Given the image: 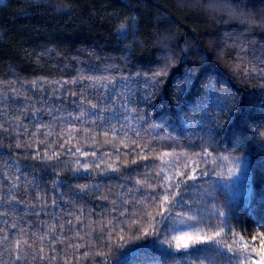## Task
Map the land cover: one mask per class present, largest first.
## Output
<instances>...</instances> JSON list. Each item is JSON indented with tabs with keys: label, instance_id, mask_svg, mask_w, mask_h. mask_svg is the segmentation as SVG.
Here are the masks:
<instances>
[{
	"label": "trees",
	"instance_id": "16d2710c",
	"mask_svg": "<svg viewBox=\"0 0 264 264\" xmlns=\"http://www.w3.org/2000/svg\"><path fill=\"white\" fill-rule=\"evenodd\" d=\"M121 25L126 35H121ZM166 64L168 74L160 77L164 82L159 95L151 107L140 104L143 119L133 120L130 125L129 136L136 138L132 130L138 131L140 137L136 139L147 148L133 150L111 136L109 143L101 136L93 142L90 139L93 132L100 131L95 125L87 139L83 132L77 131L72 145L79 141L83 151L97 152L96 157H79L81 162H102L104 167L112 163L120 166L126 175H135L132 169L144 172L145 165L152 169L153 175L160 172L161 176L167 173L174 178L177 171L186 170L185 165L187 170L196 168L198 177L206 171L208 175L200 177L187 193L194 207L203 209L204 223L216 226L201 234L211 235L223 226L221 237L216 239L227 234L231 243L235 234L238 242L235 246L241 251H245L244 245L254 247L256 251L248 248L246 254L251 261L258 262L264 237V78L259 75L264 71V0H3L0 3V101H3L0 124L9 131L0 130V184L10 187L3 179L5 172L10 178L21 175L18 182L21 187L14 190L16 195L35 202L34 184L41 185L51 198L61 194L53 189L54 178L64 180L61 191L73 196L72 189L77 183H93L73 177L70 169L76 167V157L67 152L71 145L60 147L67 139V136L61 137V130L73 120L68 113L75 115L79 108L76 104L49 98L55 85L45 81L71 80L77 76L78 69L89 66L95 70L86 72L87 75L119 78L136 72L151 74ZM250 70L252 74L247 75ZM33 80L45 91L34 89L29 83ZM13 82L18 90L15 93ZM212 88L216 89L215 94ZM227 93L238 103L233 104V111L227 113L228 118L220 121L223 126L218 128L216 120L224 113L222 105L216 103V96L224 97ZM24 96L30 99L24 100ZM41 98L46 103L42 104ZM32 105L54 111L52 115L45 110L33 116ZM23 107L29 110L21 112ZM56 108L60 110L55 111ZM16 116L20 120L14 119ZM21 122L27 132L24 127H18ZM73 122L77 128L88 127L81 121ZM41 123L47 127L37 131ZM49 130L52 134L44 135ZM17 143L22 146L17 148ZM52 151L60 153L58 159H40ZM137 153L149 159H140ZM108 154H112L110 160ZM134 157L136 164L131 163ZM234 163L238 167L248 166L242 184L234 182V174H229ZM57 171L60 177L55 176ZM120 182L114 179L113 188ZM25 186L27 194H24ZM7 187L0 190V195H7ZM60 203L61 207L80 215L79 205ZM81 203L83 223H76L74 227L66 225V229L71 227L67 233L73 237L70 243L81 245L71 264H176L158 244L152 243L153 237L132 240L135 227L122 225L119 221L125 218L118 213L109 214L107 208L111 205L107 202L88 197ZM26 208L28 212L33 211L27 205L13 206L0 201V212L8 213L0 216V228L5 229L0 236L9 237L0 245V264H13L16 253L10 254V247L21 236L19 228L28 230L23 239L29 243L36 240L33 249L38 250L49 242L45 240L42 244L38 239L47 230L41 221L49 225L68 219L75 221V216L62 215L60 208H49L50 215L41 212L39 217L25 214ZM218 211H223L224 217H218ZM102 221L111 223L104 228ZM113 226L115 231L110 242L107 233ZM121 227H125L123 242L116 239ZM67 243L56 244V252L45 248L49 257L59 254L53 264H64L62 250ZM33 249H26L27 258L16 264H48ZM67 251L71 254L73 249ZM85 251L89 255L82 257ZM98 252L102 254L97 255ZM173 254L179 255L174 246ZM202 255L207 257L203 264H228L226 257L211 244L209 251Z\"/></svg>",
	"mask_w": 264,
	"mask_h": 264
},
{
	"label": "snow or ice",
	"instance_id": "6c2138e0",
	"mask_svg": "<svg viewBox=\"0 0 264 264\" xmlns=\"http://www.w3.org/2000/svg\"><path fill=\"white\" fill-rule=\"evenodd\" d=\"M3 3V0H0ZM124 25H121V35H126L127 33L123 31ZM242 54H246L243 53ZM243 62V61H242ZM169 66L166 64L161 67L156 72L151 74L136 72L134 74L122 75L119 78L108 77V76H96L87 75L86 72L94 71L92 66L88 68L78 69V74L75 78L71 80L64 81H45L44 83L49 84L51 87L50 97H55L61 103L68 102L71 104H76L79 111L73 115L69 112L68 115L73 117V120L69 121V126L66 129L61 130V137L67 136L64 144L60 147L64 148L65 144L71 145L67 148V152L76 157L74 163L75 168L70 169L72 171L73 177L75 179H83L85 181L91 180L93 183H77L75 189H72L73 195H68L66 192H62L60 186L64 184V180L53 179V189L61 194L57 197L53 195L51 198L47 196L45 189L39 185L34 184V201L25 200L16 195V191L19 190L21 185L18 183L21 180V175H16L14 178H10V175L5 172L3 179L8 182L10 187L4 184H0V190L7 187V195H0V201L9 205H27L32 212H28L25 209V214L40 216L41 212L45 216L50 215L47 211L49 208H60V212L64 216H75V221L73 219H68L64 223L47 224L44 221L40 223L45 225L46 231L42 232L38 239L43 244L45 240H48V244L44 247H40L38 250L33 249L36 244V240L29 243L27 239H23V236L27 234V229L24 227L19 228L20 238L14 239L12 241V246L10 247V254L15 252V258L13 264L17 261L27 258L26 249H33L34 252L38 253V258L40 260H46L48 264H53L57 260L58 255H53L51 257L45 254V248H50L51 251L56 252V244H66L65 249L62 251L65 254L64 264H71V258L75 257L76 251L79 250L81 245L70 243L73 237L68 236V232L71 231V227L66 229L67 226L74 227L76 223H83L81 217L84 215V206L81 201L85 198H92L100 202H107L111 205L107 208L109 214L118 213L119 217H124V220L119 221L125 227L131 228L135 227V231L131 233V239L134 241L145 240L148 237H153V244H158L162 251L171 256V259L180 264L181 261L185 264H195L197 260L203 261L207 257L203 256V252L209 251V244L215 247L216 251L220 255L226 257L228 264H264V237L261 238V246L259 249L260 260L258 262L251 261L250 256L246 254V250L251 248V251H256L254 247L249 245H244L245 251L239 250L235 245L238 243L235 241V234H233V242H228L227 234L224 235L222 239H216V237H221L224 231L223 226H220L219 231L213 232L211 235H202L201 233L207 229L211 230L216 227L213 224H205V217L203 215V209L194 207L193 201L187 195L190 188L195 185V182L202 176H207L206 171L200 173V177L196 175V168L188 169L185 165V171H177L175 178L172 175L165 173L161 176L160 172H156L153 175V171L147 165H145L144 172H137L136 169H132L133 174H124L120 166H113L112 163H108L107 167L102 166V162H96L94 164H89L86 162H81L79 157H87L91 155L92 157L97 156L96 151L86 152L83 151L79 146V141L76 145H72V141L76 138L75 133L81 131L85 134V138H89L87 134L93 132L92 126H97L100 128L99 132H93L90 139L96 142L97 136L104 138L105 143H109L108 137H115L120 141L124 147H132L133 150L141 149L143 151L147 148V145H143L139 142L140 133L138 131H133V138L129 136V130L131 121H139L143 119L141 115L143 109L140 108V104H144L151 107L160 93V86L163 84V80L160 77L167 76ZM250 70L247 75H251ZM261 78H264V71L259 73ZM34 89L39 91H45L43 86L37 81L33 80L29 82ZM80 85L79 88H74L70 86ZM89 89L93 91L88 92ZM12 91L15 93L18 90L15 88V82H13ZM212 93H216V89H211ZM177 101L179 100V90L175 94ZM75 98V99H69ZM7 99V98H5ZM24 100L30 99L28 96L23 97ZM139 101V102H138ZM231 101L232 103H229ZM3 101H0L2 103ZM41 102L46 103V101L41 98ZM216 103L222 105L221 112L224 115L220 116L216 120V127H222L223 125L220 121L227 119V113L233 111V104L238 103L235 97L231 93H227L224 97L216 96ZM34 111L32 115H37L40 111H47L49 115H52V108H39L36 109L35 105L31 106ZM201 108H204V101H201ZM28 107H23L20 109L21 112H27ZM56 108L55 111H59ZM207 111V109H204ZM16 120H20L19 116L14 117ZM73 121H81L82 123L88 125V127L77 128ZM199 123V121H197ZM18 127H24V131L27 132V128L21 122ZM46 125L42 123L37 128H45ZM0 130L3 132H8L9 128L4 124H0ZM22 133H18L21 135ZM51 130L44 133V135H50ZM32 135H35L33 133ZM131 141L128 144L127 141ZM43 143V141H39ZM21 143H17L16 147L20 148ZM29 146L30 145H25ZM119 148L115 151L119 152ZM150 151V149H149ZM104 155V153H101ZM112 154H108L109 160ZM140 159H149L146 155H140L137 153ZM60 153L57 151H52L51 153H45L42 160L51 161L53 159H58ZM37 157H33L36 159ZM132 164L137 163V159L134 157L131 161ZM127 166V165H126ZM20 172V169H16ZM229 174H232L235 169H229ZM22 175H27L22 174ZM61 173L57 171L55 173L56 177H60ZM219 175V173H217ZM103 177L104 179H100ZM116 179L121 181L118 186L114 189L112 186V181ZM155 181V182H154ZM188 181H192L189 184ZM28 183H32L29 181ZM159 188V191L157 190ZM28 193V188L25 186L24 194ZM68 195V199L65 196ZM61 201L66 205H79L80 215H76L69 209L61 207ZM152 207L156 209L154 212H149L147 209ZM15 211V208L13 209ZM7 212H0V216H6ZM225 213L223 211H218V217H224ZM113 219H118V217H113ZM7 223V221H5ZM104 228H108L111 221H102ZM163 225V227H161ZM203 225V229L200 227ZM13 228L16 225H12ZM59 227V231L57 228ZM125 227H121L119 232H117L116 239L119 242L125 240ZM5 229L0 228V232H4ZM113 231H115V226L112 227L107 233L108 240L111 242L113 239ZM231 232V229H229ZM36 235V233H33ZM79 232L76 236H79ZM83 239V237H80ZM242 239V238H241ZM9 240L7 235L0 236V245L5 244ZM120 247H124L123 243H120ZM173 246L176 253L173 254ZM199 246V247H198ZM90 247V245H88ZM111 247V244L108 245ZM72 248L73 252L68 253L67 249ZM6 251L9 249L6 248ZM129 249H126L128 251ZM102 253H97L100 255ZM89 255L88 251L81 254L82 257H87ZM33 258H36L34 256Z\"/></svg>",
	"mask_w": 264,
	"mask_h": 264
},
{
	"label": "rangeland",
	"instance_id": "374dc122",
	"mask_svg": "<svg viewBox=\"0 0 264 264\" xmlns=\"http://www.w3.org/2000/svg\"><path fill=\"white\" fill-rule=\"evenodd\" d=\"M232 169H235V171L233 172V180L234 182H236L237 184H242V182H244L245 180V173L246 170L248 169V166L245 164H240V166L238 167L237 163H234L232 166ZM260 260V259H259Z\"/></svg>",
	"mask_w": 264,
	"mask_h": 264
}]
</instances>
